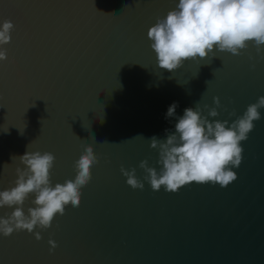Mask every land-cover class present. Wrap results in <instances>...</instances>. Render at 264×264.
<instances>
[{"label": "water", "instance_id": "obj_1", "mask_svg": "<svg viewBox=\"0 0 264 264\" xmlns=\"http://www.w3.org/2000/svg\"><path fill=\"white\" fill-rule=\"evenodd\" d=\"M178 2L0 0V25H14L0 62V192L15 187L16 169H25L12 157L26 151L55 156L52 187L75 179L86 147L99 161L79 207L66 206L47 230L0 235V264H264V108L227 187L157 192L140 168L147 160L160 172L150 139L166 140L185 109L198 104L209 122L231 125L264 96V51L253 42L239 56L214 49V58L159 68L148 31ZM215 97L213 118L204 106L214 108ZM121 167L135 169L143 190L127 185ZM15 207L0 208V218Z\"/></svg>", "mask_w": 264, "mask_h": 264}, {"label": "clouds", "instance_id": "obj_2", "mask_svg": "<svg viewBox=\"0 0 264 264\" xmlns=\"http://www.w3.org/2000/svg\"><path fill=\"white\" fill-rule=\"evenodd\" d=\"M13 30L14 25L9 20L0 25V62L7 60V50L3 46L10 43ZM148 38L152 41L151 48L159 68L169 72L189 59H204L210 53L216 57L214 49L239 56L249 42L254 43L259 54L264 51V0H179L166 17L157 18L148 31ZM214 104L211 109L204 106L213 118L218 116L216 109L221 107L218 97L214 98ZM177 107L176 102L169 106L166 119L175 115ZM262 108L264 96L249 105L243 116L231 125L227 120L209 122L201 115L198 104L195 109H185L175 124V132L165 130L166 140L155 136L150 139V147L159 150L158 163L162 168L158 173L148 167L147 160L142 161L140 168L146 172L144 179L157 192L163 187L169 193H176L192 182L227 187L237 179L232 168L241 164V142L246 141L254 129L253 122L261 119L259 109ZM229 115L234 116L235 112ZM13 158H18L25 170L17 168L15 187L0 192V208L16 206L7 219L0 218V235L5 238L25 230L32 234L37 227L47 230L57 215L65 214L66 206L79 207L81 189L92 178L90 169L99 163L93 148L86 147L74 162L75 179L52 187L50 174L55 163L52 153L26 151L23 156ZM121 173L127 178L128 186L143 190L144 184L136 178L135 169L127 171L121 167ZM29 194H35V207L29 208L25 215L22 206ZM35 239H42L39 232L35 233ZM48 243L51 253L57 244L52 239Z\"/></svg>", "mask_w": 264, "mask_h": 264}]
</instances>
